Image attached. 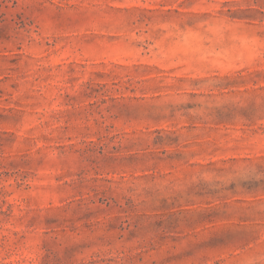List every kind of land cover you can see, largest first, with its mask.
Masks as SVG:
<instances>
[{"label":"rangeland","instance_id":"rangeland-1","mask_svg":"<svg viewBox=\"0 0 264 264\" xmlns=\"http://www.w3.org/2000/svg\"><path fill=\"white\" fill-rule=\"evenodd\" d=\"M0 264H264V0H0Z\"/></svg>","mask_w":264,"mask_h":264}]
</instances>
